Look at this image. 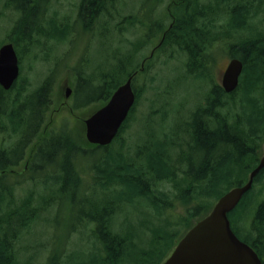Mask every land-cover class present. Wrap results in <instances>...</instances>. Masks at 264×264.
Instances as JSON below:
<instances>
[{
  "label": "trees",
  "instance_id": "16d2710c",
  "mask_svg": "<svg viewBox=\"0 0 264 264\" xmlns=\"http://www.w3.org/2000/svg\"><path fill=\"white\" fill-rule=\"evenodd\" d=\"M162 1L156 0L157 8ZM171 1L170 11L163 8L158 12L157 9V27L152 29V38L160 40L162 33L166 32V35L150 64L167 50L187 55V71L211 81L207 96L182 122V129L180 126L157 129L154 122L147 119L146 139L134 145L133 150L127 149L131 146L127 145L123 135L137 105L119 135L108 146L86 144L84 139L77 141L64 129L48 132V138L42 140L34 154L31 169L32 173L40 171L45 174L44 190H30L25 197L15 193L20 183L17 179L6 184L8 178L15 177L4 172L8 162L1 153L0 264H36L37 256L42 252L38 250L29 254V251L40 240L34 246L26 245L27 237L34 235L31 231L39 221H49L55 206L59 216L62 211L59 206L66 199L71 202L70 229L67 236L54 234L53 241L42 242L40 249L46 253L42 264H145L150 253L138 250L133 233L125 232L127 225L122 205L144 202L147 208L156 210L155 225L166 224L174 230L173 235H178L182 225L187 226V233L211 212L220 197L247 182L258 162V157H248L252 150L248 144L264 130V30L258 32L264 22L259 18L264 12V0ZM119 2L81 0L79 15L84 24L97 23L102 14L109 16L112 23L117 16L122 19L119 23L122 25L121 34L131 29L137 34L135 41L127 38L122 42L119 49L124 46V56L122 58V53L117 58L114 56L116 63L108 72L96 73L94 69L91 74L80 65L75 69L74 95L82 96L86 105L92 102L104 105L114 91L139 69L137 50L150 42V36H145L149 20H141L138 13L125 16L117 8ZM5 5L20 13V20L7 42H14L17 47L28 44L27 54H32L39 45L40 35L51 43L66 39L67 29H60L55 19L48 22V28L43 26L44 0H6ZM258 19L261 21L257 22ZM35 28L40 35L37 33L35 40H30ZM27 31L29 34L24 39L23 34ZM244 34L247 36L243 37ZM219 44L222 47L231 44V57L240 58L244 64L239 86L232 93H226L217 77L212 76ZM25 53L24 49L21 62ZM34 57L37 61L39 55ZM54 72L34 90L30 89V80L23 75L10 90L0 85V135L21 134L25 128L28 129V141L39 136L51 107ZM138 81L139 77H135L136 104L143 96ZM166 106L168 103L164 102L163 110ZM77 108L75 105L74 109ZM217 109L221 110V115L216 130L210 119ZM166 113L168 111L163 112V121L167 118ZM92 158L95 159L93 163ZM49 176L54 180V188L48 187L51 185L48 184ZM34 179L35 186L40 187L41 182L35 175ZM6 199L10 200V210L4 213L1 205ZM255 202V194L249 190L229 214L230 221L237 215L235 218L241 225H247ZM178 203L184 209L177 213ZM257 208L253 228L262 233L264 203ZM179 215L182 217L178 218ZM56 230L59 227L56 226ZM153 231L148 228L146 236L152 238L154 244L159 243L158 233L154 236ZM72 234L79 235V238L70 241Z\"/></svg>",
  "mask_w": 264,
  "mask_h": 264
},
{
  "label": "rangeland",
  "instance_id": "374dc122",
  "mask_svg": "<svg viewBox=\"0 0 264 264\" xmlns=\"http://www.w3.org/2000/svg\"><path fill=\"white\" fill-rule=\"evenodd\" d=\"M5 1L6 0H0V46L11 38L20 20V13L11 8H6ZM44 1L45 5L43 9L45 10L43 14V26L48 28L50 26L48 22L55 19L60 29H67L68 35L64 34L66 39H64L63 42L54 40L51 43L47 41L43 35L41 36L38 33V28L33 29L34 31L32 30L33 33L30 40H35L37 33L40 37L39 45L32 50V54H27L28 44H23L24 46L22 45L19 47L15 45L19 58L22 56L24 49L26 52L21 62V75L26 76L30 80L32 86L30 89L34 90L49 74L55 71L54 73H56L57 77L54 78L52 96L54 105L50 107L48 117H46L40 133H42L44 126L49 122L52 113H54V121L51 123L50 132L55 133L64 129L77 141H81L83 139L81 134H84V120L91 116L102 103L92 102L86 105L87 103L82 96H78V94L76 96L74 95L77 84L76 78H74V73L76 74L75 66L79 62L80 67H84L83 70L85 71L87 69L90 73L94 69H96V73H102L109 69L111 70L112 66L116 63L114 53L120 50L122 58L124 56V46H121L119 49V39L125 41V39L128 38L135 41L137 34L134 31L135 29H131L132 31L123 33L120 38V34L116 29L113 28L111 30L110 25H108L106 21L109 16L104 14H102L103 17L97 20L98 24L95 25L93 29H86L79 15L81 0ZM201 1L205 2V0ZM151 4V0H120L117 8L125 16H129L132 14H139L144 5L148 7ZM172 4L173 2H170V0L162 1L158 7V12L163 8L170 11ZM115 14H118V12ZM142 17H144V15H142ZM259 18L264 20V12L261 13ZM260 19H258L257 22L261 21ZM171 20L172 16L171 19L168 18V25L171 23ZM121 21L122 19L116 16L112 23L118 25ZM38 22L40 21L38 20ZM62 30L58 31L60 32ZM121 30L122 27L119 28V32H121ZM263 30L264 22L259 26L258 32ZM95 31H99V34L96 36L91 33ZM26 34H29L28 31L24 32V39H26ZM246 36L245 34L243 35V37ZM239 37H241V35H239ZM158 41L159 40H157L156 43H158ZM41 46H43V48ZM150 47L152 48L153 46ZM230 47L231 44L223 45V47L219 44L217 54H215L217 63L214 64L212 69V76H214L213 78L217 77L220 84L222 83V74L231 59ZM151 48H143L142 58L139 59V65L142 59L149 55ZM35 55H39L37 61H34ZM48 58L49 60L46 61L45 59ZM186 61L187 55L179 51H163L151 65L148 74L145 75L142 72L137 76L139 80L143 79L142 87L139 86L143 96L139 99L136 111L132 115L133 119L129 127L125 129L126 131L123 135L127 145L131 146L127 147V149L130 148L133 150L134 145H138L140 141L146 139L144 128L145 125H147V119H151L154 125L157 126V129L161 127L173 129L177 126H180L182 129V122L184 123L185 120L190 117L189 115L195 110L197 103L207 96L211 88V81L207 78L205 79L189 73L186 69ZM68 88H71L73 91L67 101V105L69 106L64 107L62 102L65 101L66 94L64 93ZM166 88L168 92L165 94ZM164 102H167L168 106L164 107L163 110ZM204 102L205 99L203 100V103ZM75 104L79 108L72 113L68 108H70V106L74 107ZM57 109L58 111L56 112ZM164 111H168V113H166L167 118L163 121L162 116ZM158 135L160 134L158 133ZM6 136H8L6 146L15 145L19 141L15 133ZM94 161L95 159L92 158L91 162L93 163ZM18 169L21 170L22 167ZM48 169L50 171V168ZM32 171L33 170L29 169L27 173L30 174H28V177L24 180H16L20 181L15 191L16 195L25 197L30 193V190L38 191L41 188L44 190L42 186H44L43 184L46 180L45 174L40 171L32 173ZM34 175L36 176V180L41 182L40 187L35 186L33 182L35 180ZM47 179L50 181L48 184H51L48 185V187L54 188L53 178L49 176ZM8 181L12 184L14 179L10 177ZM167 187H169V185H167ZM70 203V199H66L59 206V209H62L59 216L56 215L57 206H55V209L49 216V221H47V223L42 220L39 221L38 224L34 225L31 231V233L34 232V235H27L28 241L26 245L34 246L36 241L40 240L36 247H33L34 249L32 248L33 250L29 251V254H34L38 250L42 252L37 256L36 264H42L46 259L44 258V254L46 253H43V250L40 249L43 241H53L54 234H63L67 236V230H69L71 226ZM1 207H3L4 213H6L8 209L10 210V200L6 199ZM121 209L125 211L124 218L127 225L125 232L130 231L133 233V239L137 240L136 243H138L136 246L138 250L143 249L145 250L144 252L150 253L145 264H159L164 262L173 252L182 234L186 233V225L181 226L178 235H173L174 230L167 227L166 224H164V226L155 225L157 216L155 213L156 210L147 208L144 202L131 203L126 207L122 205ZM183 209L180 203H178L176 212H181ZM171 215L173 218L177 219L176 215ZM179 216L178 218L182 217L181 215ZM56 226L59 227L58 231L56 230ZM148 228L151 229V231L154 229V236L158 233L157 239L159 243L154 244L152 242L153 239L147 237L150 235V232H147ZM77 238H79V235L72 234L70 241H76ZM22 253L24 254V252Z\"/></svg>",
  "mask_w": 264,
  "mask_h": 264
},
{
  "label": "water",
  "instance_id": "95a60500",
  "mask_svg": "<svg viewBox=\"0 0 264 264\" xmlns=\"http://www.w3.org/2000/svg\"><path fill=\"white\" fill-rule=\"evenodd\" d=\"M243 70L244 64L240 58L230 60L222 74L221 85L226 93L238 88ZM135 75L130 76L104 106L85 120L88 143L108 146L118 136L136 102L132 84ZM19 76L18 54L14 44L7 43L0 48V85L10 90ZM70 93L69 89L66 96L69 97ZM262 169L264 157L251 172L249 181L220 197L211 212L185 234L162 264H263L254 249L237 237L229 219V214L252 188L255 177Z\"/></svg>",
  "mask_w": 264,
  "mask_h": 264
},
{
  "label": "flooded vegetation",
  "instance_id": "af4514ba",
  "mask_svg": "<svg viewBox=\"0 0 264 264\" xmlns=\"http://www.w3.org/2000/svg\"><path fill=\"white\" fill-rule=\"evenodd\" d=\"M151 1H152V4L150 6L146 7L145 6L146 4H145L144 7L140 10L139 17L141 20H149L148 22L149 28L145 36L146 38L148 37V35L150 36V42L148 43V45L145 46V48H151L150 46H153V47L151 48L148 56L144 55L145 57L142 59L140 63L137 76L141 74L142 72L144 73L146 70L147 71L150 70V67H151L150 62L152 61V59L155 58L156 52H157L156 48H157L158 43H156L157 39L155 40L154 38H152L153 36L152 29H155L157 27V9L158 8H157L156 0H151ZM142 15H144V17H142ZM106 21L108 25H110L111 30L113 28L116 29V31L120 34V38H121L122 34L119 32V28H121L122 25L120 24L115 25L114 23H110L109 17H108V20ZM97 24L98 22L92 23V24H84L83 26L86 29H93L95 25ZM139 25H142V24H139ZM91 33L95 34L96 36L99 34V31H95ZM122 42H125V41L119 39V43H120L119 46L122 44ZM138 42L140 46V40ZM142 50L143 49L141 48L137 50L139 59L142 58ZM119 55H120L119 50L117 53H114V56L118 57ZM108 71L109 70H107V72ZM142 80L143 79L139 80L138 87L142 85ZM133 87L134 89H136L135 84L133 85ZM67 101L68 99H66L65 97V101L62 102L64 107L69 106L67 105L68 104ZM53 105H54L53 98L51 97V106ZM73 108L74 107L70 106V108L68 109L70 112L73 113L74 112ZM57 111L58 109L56 110V112ZM48 112L46 113V117H48ZM220 115H221V110L217 109L215 110V113H213V115L211 116L212 119H210V124L214 125L216 127V130L219 128L218 118L220 117ZM54 116H55L54 113H52L50 120L44 126L42 133H40L41 131L40 130L38 133L39 136L37 138L34 137L31 140V142L28 141L29 140V137H27L28 129H25V128L22 129V130H25V132H21V134H25V135H21L20 132L16 134V137H18L19 141L15 145L12 144V146L10 145L6 146V141L8 138V136H6L7 134L0 135V138H1L0 139V154L2 153L3 155H5L6 162H8V167L4 170V172H9L13 177H15V179H19V180H22V179L24 180L25 178L28 177V174L30 173H27V172L29 171V169H32L34 167V163H33L34 154L38 150L39 144L42 142V140L48 138L47 133L50 132L51 123L54 121ZM248 146L252 148L251 152L250 153L248 152L247 154L248 157L249 158L258 157V162L256 166L251 170L252 172L257 167V165L260 163L261 159L264 157V130L261 131V134H257L255 137H253L251 139V144H248ZM20 167H22L21 170L18 169ZM250 174H249V178H250ZM249 178L247 181H249ZM255 178L256 179H254L252 188L250 190L251 192L253 191L255 194L256 202L254 204L256 208L255 206H253L254 210L252 211L251 217L247 221V225H241V222L235 218L237 215L234 216V218L231 220V225H233L232 228L235 234L237 235V237L241 241L247 243L250 247H252L254 251L258 254V256L260 257L262 263L264 264V231L262 233H259L257 230H254L253 228V223H254V220L258 212L257 206L264 203V172L258 173ZM6 184H9V182L7 183L6 181Z\"/></svg>",
  "mask_w": 264,
  "mask_h": 264
},
{
  "label": "bare ground",
  "instance_id": "6f19581e",
  "mask_svg": "<svg viewBox=\"0 0 264 264\" xmlns=\"http://www.w3.org/2000/svg\"><path fill=\"white\" fill-rule=\"evenodd\" d=\"M112 4V3H111ZM111 6V5H110ZM112 8V7H111ZM171 55H172V53H171ZM197 73V72H196ZM179 130V129H178Z\"/></svg>",
  "mask_w": 264,
  "mask_h": 264
}]
</instances>
